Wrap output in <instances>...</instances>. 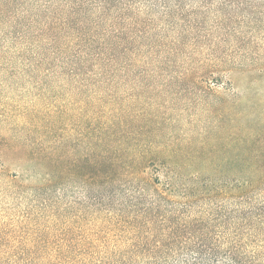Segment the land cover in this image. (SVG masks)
Masks as SVG:
<instances>
[{"label": "rangeland", "instance_id": "obj_1", "mask_svg": "<svg viewBox=\"0 0 264 264\" xmlns=\"http://www.w3.org/2000/svg\"><path fill=\"white\" fill-rule=\"evenodd\" d=\"M172 1L0 0L1 250L52 245L68 229L74 238L104 230L83 178L72 177L44 191L48 164L26 150L12 149L27 140L47 145L51 140L44 138V126L53 127L48 137H58L72 155H81L86 147L85 118L76 115L85 99L82 92L103 93L99 83L87 85L103 72L97 60L72 64L71 58L80 50L97 52L92 44L103 30L81 23L80 13L69 15L68 5H131L142 31L134 33L138 36L124 52L132 54L133 62L126 61L133 70L131 77H124L127 84L119 82V97L134 88L135 109L160 122L170 145L179 139L202 142L208 136L210 146L245 154L243 161L228 156L216 164L264 168V0L249 5H232L235 0H203L207 5ZM101 14L93 9L91 16ZM171 71L186 76L177 82L156 77L175 76ZM221 117L223 128L217 129ZM201 167L194 159L187 173Z\"/></svg>", "mask_w": 264, "mask_h": 264}, {"label": "trees", "instance_id": "obj_2", "mask_svg": "<svg viewBox=\"0 0 264 264\" xmlns=\"http://www.w3.org/2000/svg\"><path fill=\"white\" fill-rule=\"evenodd\" d=\"M186 1L189 5L209 4L203 0H176L174 5H184ZM252 1L235 0L231 4L249 5ZM172 2L160 0L151 5H172ZM130 6L68 5L69 15L80 13L81 23L103 30L92 44L97 52L80 50L71 58L72 64L99 61L101 78H104L87 84L99 83L104 88L102 94L101 89L88 95L87 90L82 92L85 99L76 117L85 118L82 122L84 152L77 155L73 151L72 155L63 149L58 137H48L53 132L50 126L42 128L44 138L51 140L47 145L37 146L27 140L12 148L26 150L37 161L48 164L44 167L47 171L44 191L59 188L61 182L72 177L83 178V185L91 192L92 205L98 207L93 210L101 218L104 230L89 237L74 238L70 235L73 231L68 229L57 243H39L35 248L17 246L4 252L0 246V261L264 264V201L260 200L264 168L216 164L215 161L228 156L243 161L245 154L210 146L208 136L202 142L179 139L170 145L160 122L135 109L134 88L119 97V82L123 80L127 84L124 77H131L133 70L126 61L133 62L132 54L124 52L130 51L127 46L138 36L134 33L142 31L137 28L139 19L132 8L129 10ZM93 9L101 10V16L93 19ZM111 11L118 13L111 15ZM105 15L111 18L105 20ZM164 59L174 65L169 57ZM60 63L65 64L63 60ZM174 75L156 77H169L177 82L186 76L179 72ZM61 113L58 111L57 115ZM222 117L217 129L223 128ZM182 141L185 144L181 146ZM194 159L202 162V169L188 174L187 168Z\"/></svg>", "mask_w": 264, "mask_h": 264}]
</instances>
